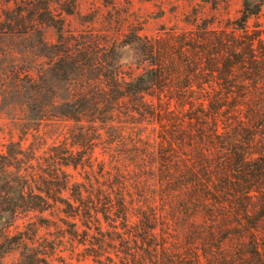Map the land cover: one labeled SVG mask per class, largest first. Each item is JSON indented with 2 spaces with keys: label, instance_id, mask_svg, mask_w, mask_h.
I'll return each instance as SVG.
<instances>
[{
  "label": "trees",
  "instance_id": "16d2710c",
  "mask_svg": "<svg viewBox=\"0 0 264 264\" xmlns=\"http://www.w3.org/2000/svg\"><path fill=\"white\" fill-rule=\"evenodd\" d=\"M263 6L242 0L231 17L213 1L156 36L132 27L123 67L117 41L65 29L71 9L0 0V39L34 37L32 67L0 69L20 134L0 139V257L21 248L26 264H49L27 241L37 227L8 230L48 211L96 264H264ZM47 123L70 125L68 138L41 153Z\"/></svg>",
  "mask_w": 264,
  "mask_h": 264
},
{
  "label": "rangeland",
  "instance_id": "374dc122",
  "mask_svg": "<svg viewBox=\"0 0 264 264\" xmlns=\"http://www.w3.org/2000/svg\"><path fill=\"white\" fill-rule=\"evenodd\" d=\"M52 9L56 13H60L59 5L64 8L71 9L72 15L61 14V18L65 21V29L70 31L74 36L78 33L91 31L103 40L112 43L117 41L115 45L114 57L116 63L123 67H131L135 63L136 52L133 45H126L132 40V27H140L142 31L140 34L147 36H156L160 29L171 28L174 25L181 27V20L185 15L192 11V8L198 6L204 7L203 13L205 15L212 14L210 8L212 2L223 5L228 2L230 4V16L237 15L241 8L242 0H47ZM250 1H264V0H250ZM260 23L264 27V6ZM141 24V25H140ZM46 36L49 41L55 42L56 34L53 29L46 30ZM123 42V43H122ZM34 43L32 38H7L0 39L2 50H9V53L0 56V69H10L12 67L22 66L23 68L32 67L33 58L28 52L30 46ZM4 103L0 104V111L2 116L0 118V139L7 144L10 136H13V141L17 142L19 139V131L17 130V120L14 110L4 108ZM70 125L64 123L45 124L40 129V134L43 140H46V146H43L41 153L53 143L62 142L68 138V130ZM25 147L30 146L36 141L27 136ZM77 179H79L78 171L69 170ZM7 213L3 214L0 220V231L2 230L1 223L8 220ZM45 219V220H43ZM43 220V221H42ZM56 220L50 216L48 211L38 212L31 211L22 213L16 216L9 227L10 236L18 234L20 231L28 234H33L37 227V233L34 236V244L29 245L38 246L40 249H46L48 255L46 259L49 264H96L91 258L83 259L85 252L84 246L69 240L68 235L64 234L65 226L59 221L50 223ZM34 224L33 226H31ZM53 249L49 246L53 245ZM76 246L75 251L72 252V247ZM45 247V248H44ZM21 248H17L10 252H6L0 257V264H26L20 258ZM43 264V263H41Z\"/></svg>",
  "mask_w": 264,
  "mask_h": 264
}]
</instances>
